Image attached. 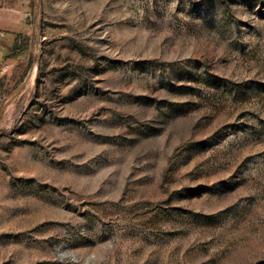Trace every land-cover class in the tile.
Listing matches in <instances>:
<instances>
[{
  "label": "rangeland",
  "instance_id": "374dc122",
  "mask_svg": "<svg viewBox=\"0 0 264 264\" xmlns=\"http://www.w3.org/2000/svg\"><path fill=\"white\" fill-rule=\"evenodd\" d=\"M30 4L0 78V264H264V0Z\"/></svg>",
  "mask_w": 264,
  "mask_h": 264
},
{
  "label": "crops",
  "instance_id": "0c3cea01",
  "mask_svg": "<svg viewBox=\"0 0 264 264\" xmlns=\"http://www.w3.org/2000/svg\"><path fill=\"white\" fill-rule=\"evenodd\" d=\"M16 3H19L21 5V8L13 13H10V15L8 16L20 22L21 26L18 32H11L9 35L4 36V38L0 40L2 41V43L4 42V44H2L4 45V49H0V61L2 62H8L14 58V55L16 53L5 60L3 59V55L6 54L12 46H17V43L23 36H28L32 28V24L30 21V0H0V16L7 17L9 10H11L10 7L15 5Z\"/></svg>",
  "mask_w": 264,
  "mask_h": 264
},
{
  "label": "trees",
  "instance_id": "16d2710c",
  "mask_svg": "<svg viewBox=\"0 0 264 264\" xmlns=\"http://www.w3.org/2000/svg\"><path fill=\"white\" fill-rule=\"evenodd\" d=\"M76 46V49H77V51L79 52V54H86L85 53V50L80 46V45H78V44H76L75 45ZM17 51H18V48H17V46L16 45H14V46H12L9 50H8V52L6 53V54H4L3 55V59L5 60V59H7L8 57H10V56H12V55H14L15 53H17ZM212 78V77H211ZM211 78H210V80H211ZM219 80V79H218ZM212 81V80H211ZM220 81H222V80H220ZM234 84V86H240L241 85V83H233ZM264 86V85H263Z\"/></svg>",
  "mask_w": 264,
  "mask_h": 264
},
{
  "label": "built area",
  "instance_id": "2783aa9c",
  "mask_svg": "<svg viewBox=\"0 0 264 264\" xmlns=\"http://www.w3.org/2000/svg\"><path fill=\"white\" fill-rule=\"evenodd\" d=\"M6 67L7 64L5 62L0 61V78L5 74Z\"/></svg>",
  "mask_w": 264,
  "mask_h": 264
}]
</instances>
